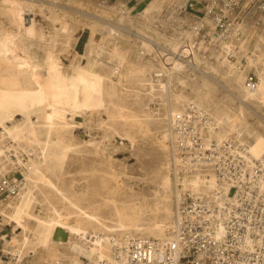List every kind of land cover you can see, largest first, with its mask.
<instances>
[{"label": "rangeland", "instance_id": "374dc122", "mask_svg": "<svg viewBox=\"0 0 264 264\" xmlns=\"http://www.w3.org/2000/svg\"><path fill=\"white\" fill-rule=\"evenodd\" d=\"M20 1L23 2L25 8V24L32 25V23H35L32 26L42 31L46 36L50 35L61 24H68L71 27L68 44L64 43L62 34L57 36L53 50L59 58L57 61H52L50 67L43 46L44 43L38 40L28 43L31 54L34 58H37L36 60H39L43 69V71L42 69L39 71L38 76L35 78V87L38 89H47L51 78L66 76L69 72L70 64L83 65L92 59L95 53L93 51L92 54H88L85 50V43L90 34L88 27H93L94 23L96 24L94 42L103 44L104 52L101 55V60L104 66L113 70V77L117 76L115 73L116 69H118L117 62L114 58L109 57L107 53L113 48L128 50L130 53L128 59L132 65H149V68H151L149 71L154 80L155 77L152 74L154 71H163L162 74H164L162 78H156V81H153L159 86L162 85L160 86V88L162 87V97L158 93L149 95L145 94L144 90L139 91V96H142L141 105L136 100V96L130 93L131 90L120 87L119 95L110 97L111 99L106 107L97 106L94 95H91L86 102L87 104L82 106V109L83 107L84 109L81 111V115L74 118L72 134L69 137V141L73 144V150H71L72 152L70 151L65 159L62 175L58 178H52L60 186L76 193V196L80 198L77 201L79 205L84 203L83 197L80 195L85 191L84 189H87L92 193L90 196L91 205L98 209V212L110 224L114 225L115 217L113 213L116 206L105 198L109 195V189L113 187V182L109 176L111 173H115L126 182V186H129L127 191L131 194L130 200L132 201L130 202L142 204L144 216L147 219V222L145 219V225L150 224L154 221V218L160 217L165 210V205H163L161 199L162 181L165 178L169 181L167 193L169 198L166 197V199L168 200L167 206L171 210L170 221L166 222L165 227V235L167 234V227L172 222L174 213L175 176L173 172L174 163L170 154L169 133H167L168 137H163L161 131L164 127L168 132L167 115L169 113L170 92L174 90L183 92L186 96L196 95L195 91H192L189 87L203 76L200 68L204 67L205 60L209 63L215 62V64L219 60L224 63L227 70L222 73L223 70L217 69L214 73L223 83V86L217 85V92L204 94L202 93L204 92L203 89H196L197 95L203 94L202 96L206 99L204 103L207 105L206 111L210 110L213 112L215 109H223V115L235 116L237 106L242 107L245 110L244 119L235 116L233 123L246 125L247 128L241 138H247L250 142L254 139L252 134H258L262 143L257 146L256 152L258 156L264 154V102L258 98V93L255 90L248 91L243 86L247 74L254 73L258 78V84H261L264 90V31L262 29L243 30V27L236 25V28L241 31L237 39L228 40L220 45L217 51L209 50L204 54L206 56H200L199 53H196L197 57H199L198 59L202 60L197 62V58L191 57L192 51L189 54L185 50L181 54L177 53L181 49L180 44L183 33L197 16H201V12L198 9L195 11H190L187 8L181 9L185 4V0H152L137 5L128 4L124 6L115 5L110 0ZM8 3L7 0H0V30L14 32L17 31V25L8 18L6 13ZM26 14H28L27 20ZM108 28H115L116 35L108 38ZM121 33L125 34L123 35V40L117 35ZM22 41L16 35V44L20 45ZM229 41L230 46H225ZM228 50L232 52V55H228ZM163 53H167L165 57L161 56ZM181 55H185L184 58ZM237 55L239 56L238 59ZM161 58L165 59L167 63L164 64ZM229 62H234L237 65L240 76L238 73L229 72L227 69L230 65ZM124 68L123 66L120 69L126 72ZM179 68L180 70L178 71ZM134 82H132L133 84L130 83L132 84L131 86L127 83V87H136ZM167 89L170 90L169 94ZM262 91L259 92L261 97L263 95ZM16 93L20 94L19 103L22 106L30 104L39 97V93L36 90L33 93H29L17 88ZM164 98L167 102L165 101L163 104L162 99ZM152 101L157 102V110L155 111L152 108L154 107ZM67 115L69 117L70 113ZM146 115L152 116V118H159V120L160 118L164 119L162 126L155 122V119L150 121ZM15 116L20 118L21 113L16 112ZM32 117L35 119L34 115ZM211 118L213 117L211 116ZM226 120L225 118L224 123H229ZM213 125L215 126V123ZM213 125L211 126L214 127ZM233 128L226 124L223 128V134H228L227 136L235 134ZM208 130V128L204 129V136L217 139L210 136ZM249 146L252 149L251 143ZM8 152L16 157L13 150ZM19 154L21 161L24 160L27 171L28 167H30V163L26 159L28 155L25 152ZM15 157H12L11 160H17V157ZM186 180H183V187L191 188L190 185H187L188 180ZM76 196H73L72 199H75ZM15 199L16 197H13L11 200ZM54 201L56 206L63 212L70 213L69 216H75V207L68 205L59 198H55ZM119 204L125 203L120 202ZM65 206L66 208H64ZM46 211L45 202H37L34 207V213L38 215L44 214ZM68 221L73 222L74 217H69ZM60 226L61 224L57 223L55 229ZM2 227L0 228V233L6 230V238L8 239L21 230L18 226L15 227L8 224ZM116 233L118 232H113V235H117ZM65 234L66 244L45 251L43 256L27 253L21 264H75L77 260H80L82 264H87L88 251L77 243L76 235H72L68 228H66ZM142 237L154 238L152 235ZM4 243V238L0 236V249L5 251V255L1 256L2 264H19L4 249ZM100 260H104L103 253H99V256L93 260L92 264H102Z\"/></svg>", "mask_w": 264, "mask_h": 264}, {"label": "bare ground", "instance_id": "6f19581e", "mask_svg": "<svg viewBox=\"0 0 264 264\" xmlns=\"http://www.w3.org/2000/svg\"><path fill=\"white\" fill-rule=\"evenodd\" d=\"M7 1L9 3L6 13L8 18L17 25V31L0 30V161L6 162L9 159L8 156L11 154L8 151L13 150V153L17 157L16 163L21 162L19 153L25 152L28 155L26 159L30 163V167H28V170L24 174L25 183L20 192L15 196L16 199L0 206V228L7 224L21 228L19 233L12 235L9 239L6 238V230L0 233V236L5 240L4 249L10 253V257H14L21 264L27 253L43 256L45 251L66 244L65 233L66 228H68L72 235H76L77 243L88 251L87 264H92L93 260L99 256V253L104 254L106 264H124L111 256L110 237L113 236V232H118L116 236H120V234L121 236L129 235L134 237L152 235L154 238H164L166 222L170 221L171 218V210L167 206L168 200L166 199L168 197L169 181L165 178L162 181L161 199L163 205H165L163 214L158 218H154L152 223L145 225L144 207L140 203L130 202L132 201L130 200L131 194L127 191L129 186H126V182L118 175L111 173L109 178L113 182V187L109 189V195L105 199L114 203L116 206L113 213L115 224L112 225L98 212V209L91 205L92 201L90 196L92 193L90 191L84 189L85 191L80 195L83 197L84 203L79 205L77 203L80 199L79 196H76V193L69 191L67 188L60 186L52 177L58 178L63 173L65 159L70 151L73 150V144L69 141V137L72 134L74 118L81 115V111L84 109V107L82 109V106L87 104L86 102L91 95H94L97 106L106 107L109 104L110 97L119 95L120 87L128 88L129 91L131 90L130 93L134 94L136 100L142 105V96H139V91L144 90L145 94L147 93L149 95L158 93L162 97V87L160 88L162 85L159 86V84L153 82L156 81V78L155 80L153 79L149 71L151 70L149 65H132L128 59L130 55L128 50H120L117 48H113V50L107 52L108 56L114 58L117 62L118 69L115 71L117 76L113 77V70L104 66L101 60V55L104 52L103 44H96L94 42L96 32V24L94 23L93 27H88L90 34L85 43L87 53L92 54L93 51L95 53L94 56L92 55V59L83 65L70 64L69 72L66 76L51 78L47 89H38L35 87V78L42 69L40 66L41 63L31 54L28 43L34 40L44 43L43 46L50 67V63L57 61L59 58L53 50L57 36L62 34L64 43L68 44L70 41L71 27L68 24H61L50 35L46 36L42 31L32 26L35 23H32V25L25 24V8L22 1ZM237 26H239L238 23ZM115 31V28H108V38L116 35ZM122 33L117 34L118 37L122 38L121 40H123V35H125ZM16 35L23 40L22 44H16ZM230 39L237 38L229 37L227 40L221 41L217 47L214 46L212 50L217 51L220 45ZM229 44L230 41L225 46H230ZM228 52L231 51L228 50ZM166 54L163 53L160 55L165 57ZM197 56L196 53L192 52L191 57L197 58V62L202 61ZM238 57L237 55V59ZM161 61L164 64L167 63L163 58H161ZM229 64L227 67L229 72L238 73L239 75L240 72L238 71L239 68L237 65L234 62H229ZM123 66L126 72L121 71L122 69L120 68ZM204 67L200 68V72L203 74L201 79L189 87L192 91H195L196 95L186 96L183 92L172 90L170 92L168 110H178L182 107L183 102L188 100L194 101L206 110L207 105L204 104L206 99L202 96L203 94L197 95L196 89H203L204 92L202 93L204 94L217 92V85L223 86V83L214 73L217 69L223 70L222 73L227 70L225 69L224 63L219 60H217V64L215 62L209 63L205 60ZM165 69L167 70L166 66ZM162 72L154 71L152 74L154 76L163 75ZM47 73L49 74V72ZM132 82L136 84V87H127ZM17 88L24 92L28 91L29 93H33L36 90L39 93V97L30 104L22 106L19 103L20 94L16 93ZM167 90L169 94L170 90ZM254 90L258 93V98L264 102V90L261 84H257ZM261 91L263 92L262 97L259 96V92ZM165 101V98L162 99L163 104ZM16 112L21 113L20 118H16ZM208 112L213 117L212 119H214L213 121L215 123V126L213 125L214 127L208 125L204 128L209 129L210 136L216 137L217 140L224 139L228 135L223 134V128L227 124L229 127H234V133H237L239 138L242 137L241 135H243L247 128L246 125L233 123L235 116L244 119L245 110L242 107L237 106L235 116L223 115V109H215L213 112L208 110ZM68 113H70L69 117L67 115ZM32 115L35 116V119H33ZM146 117L150 121H154L155 119V122H158L161 126L162 122H164L162 118L159 120V118H152L149 115H146ZM225 118L229 123H224ZM161 133L163 137H168L166 128L164 129L163 127ZM252 136L254 139L250 142L252 149L249 146V151L255 158L262 157L264 154L258 156L256 152L257 146L262 141L259 139L258 134H252ZM22 161L24 163V160ZM187 185H190L194 190L202 189L207 191L213 187L214 179L212 175H196L189 183L187 182ZM73 196H76V198L72 199ZM55 198L62 199L68 205L75 207V216H69L70 213H65L57 207L54 201ZM37 202H45L47 211L44 214L36 215L34 213V207ZM120 202L125 204H119ZM69 217H74V221L69 222ZM57 223H60L61 226L55 229ZM75 264L82 263L80 260H77Z\"/></svg>", "mask_w": 264, "mask_h": 264}, {"label": "built area", "instance_id": "2783aa9c", "mask_svg": "<svg viewBox=\"0 0 264 264\" xmlns=\"http://www.w3.org/2000/svg\"><path fill=\"white\" fill-rule=\"evenodd\" d=\"M195 3L187 0L181 9L195 11ZM253 3L264 11V0H207L201 16L196 15L183 33L177 53L204 55L217 43L238 38L241 31L234 13ZM257 84L256 75L248 73L244 88L252 91ZM156 103L152 101L154 111ZM168 112L175 176L172 222L164 238L111 236V256L124 264H264V155L253 157L250 140L236 133L222 140L204 136V128L214 122L194 101ZM8 157L0 161V206L25 183V163ZM196 175H212L213 187L207 191L184 188L183 180L189 183ZM4 252L0 249V264ZM100 262L107 263L106 259Z\"/></svg>", "mask_w": 264, "mask_h": 264}, {"label": "crops", "instance_id": "0c3cea01", "mask_svg": "<svg viewBox=\"0 0 264 264\" xmlns=\"http://www.w3.org/2000/svg\"><path fill=\"white\" fill-rule=\"evenodd\" d=\"M146 1L152 0H110V2L115 5H128L133 4L137 5L140 3H146ZM187 0H185L186 2ZM207 0H196V8L198 11H202L203 6L206 4ZM234 17L236 22L243 27V30H259L262 29L264 31V11L257 8L256 3H253L250 6L242 5V7L238 8Z\"/></svg>", "mask_w": 264, "mask_h": 264}]
</instances>
